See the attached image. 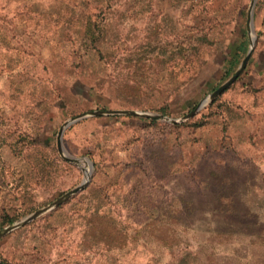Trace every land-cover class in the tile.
Instances as JSON below:
<instances>
[{
	"label": "rangeland",
	"instance_id": "rangeland-1",
	"mask_svg": "<svg viewBox=\"0 0 264 264\" xmlns=\"http://www.w3.org/2000/svg\"><path fill=\"white\" fill-rule=\"evenodd\" d=\"M0 0L2 264H264V0ZM234 58V59H233ZM86 159L89 163L84 162ZM84 170V171H83Z\"/></svg>",
	"mask_w": 264,
	"mask_h": 264
},
{
	"label": "water",
	"instance_id": "water-1",
	"mask_svg": "<svg viewBox=\"0 0 264 264\" xmlns=\"http://www.w3.org/2000/svg\"><path fill=\"white\" fill-rule=\"evenodd\" d=\"M256 1L257 0H251L250 1L248 13H247L246 27H247V33H248V36L250 39V46H249V49H248V52H247L245 58L243 59V61L241 62L240 66L235 71V73L224 84H222L214 92H212L208 97L202 99L189 114L185 115L180 120H171V119L166 118L163 115H153V114L140 113V112H136V111H126V110L125 111H115V110H113V111H111V110L110 111H97V112H90L87 114H81V115H78V116L70 119L69 121L65 122L60 127V129L58 131V134H57V151H58L60 157L63 160H65V161H67L73 165H76V166L80 165V163H81L80 159L73 158V157L69 156L64 151L62 144H61V139H62L63 131L67 127H69L70 125L74 124L75 122H77L81 119L87 118L89 116L99 117V116H111V115H132V116H140V117L148 118L151 120L169 121L172 124H176V123H179L181 121H185V120H188V119L194 117L197 114V112H199L205 106L212 103L215 99H217L219 96H221L222 93L224 91H226L238 79V77L243 73V71L245 70V68L248 64V61L251 58V55L253 53L254 46H255V39H256L254 36V28H253V10H254ZM83 161L86 163H89V161L86 159H84ZM89 180H90V172H87V173L84 172V180L81 182L80 185L73 188L69 192L65 193L63 196H61L58 200H56L55 202H53L49 206H47L43 209H40V210L22 218V219H20L19 221L15 222L14 224L8 226L7 228L1 230L0 231V237L6 235L7 233H9V232L21 227V226L28 224L29 222L35 220L36 218H38V217L50 212L51 210L57 208L58 206H60L61 204H63L67 200H69L71 197H73L74 195H76L80 191H82L86 187V185L88 184ZM0 264H2V263H0Z\"/></svg>",
	"mask_w": 264,
	"mask_h": 264
},
{
	"label": "trees",
	"instance_id": "trees-1",
	"mask_svg": "<svg viewBox=\"0 0 264 264\" xmlns=\"http://www.w3.org/2000/svg\"><path fill=\"white\" fill-rule=\"evenodd\" d=\"M233 59H234V58H233ZM239 77H240V76H239ZM239 77H238V78H239ZM237 80H238V79H237ZM237 80H236V81H237ZM236 81H235V82H236ZM235 82H234V83H235ZM234 83H233V84H234ZM233 84H232V85H233ZM232 85H231V86H232Z\"/></svg>",
	"mask_w": 264,
	"mask_h": 264
}]
</instances>
